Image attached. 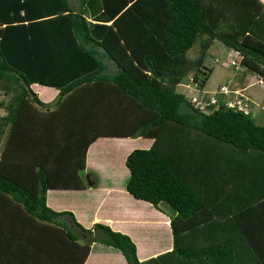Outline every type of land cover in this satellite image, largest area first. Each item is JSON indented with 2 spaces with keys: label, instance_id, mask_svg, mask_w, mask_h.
I'll return each instance as SVG.
<instances>
[{
  "label": "trees",
  "instance_id": "1",
  "mask_svg": "<svg viewBox=\"0 0 264 264\" xmlns=\"http://www.w3.org/2000/svg\"><path fill=\"white\" fill-rule=\"evenodd\" d=\"M74 1L75 7L68 0H0V92L6 97L0 100V207L9 210V201L27 222L42 229L53 225L46 239L38 240L44 247L35 251L47 264H82L91 242L117 248L126 264H264V119L257 124L250 113L220 105L196 112L175 90L188 73L202 88L211 70L204 60L214 40L238 51L241 65L264 82V5L258 0ZM194 44L196 54L189 57ZM105 60L116 72H105ZM32 83L56 88L54 101L41 102L28 89ZM197 135L257 156L234 162V175L207 176L231 161L214 160L211 152L196 159ZM135 136L152 143L127 153L125 190L175 211L169 219L171 249L143 261L126 234L102 223L85 229L69 212L45 205L49 188L82 187L76 172L93 140ZM58 156L79 160L69 169L62 160L60 174L48 173ZM232 176L241 189L234 196V219L246 216L243 229L234 220L241 235L186 247V232L196 226L204 231L215 217L197 191L199 178L229 185ZM61 215L72 225L58 222ZM228 216L230 211L220 219ZM17 222H12L16 231H24L25 224ZM7 232L1 228L0 239ZM81 232L89 238L80 240ZM18 237L8 235L2 252Z\"/></svg>",
  "mask_w": 264,
  "mask_h": 264
},
{
  "label": "crops",
  "instance_id": "2",
  "mask_svg": "<svg viewBox=\"0 0 264 264\" xmlns=\"http://www.w3.org/2000/svg\"><path fill=\"white\" fill-rule=\"evenodd\" d=\"M258 1L264 5V0ZM70 6L75 7L76 2H74V5L70 4ZM196 47V44L192 45L187 50V56L193 57L197 51ZM211 50L215 51L217 57H221V55L225 54L224 58L228 57L231 52V48L224 46L217 40L212 41L207 49V55ZM223 62L224 61H221V65L216 71L217 73L219 72V74L226 73V76L222 80L217 81L214 86H217L225 80L231 79L232 86L234 88H245L244 91L256 104L263 102L252 92L247 91L249 87L256 84L248 85V82H245L244 74H250V76L253 74L248 71L242 73L235 72L232 68L229 72L228 69L230 67L225 63L223 64ZM105 64L106 73L112 74L116 72V67L112 62L105 60ZM209 67L211 68L210 73L203 84V88L206 89L211 88L210 86L208 87V84L214 72L213 66ZM190 74L191 73H188L183 76L175 87H185L186 84H188L185 78L188 76L190 79ZM28 87L41 102L46 104H51L58 92L54 87L36 83L30 84ZM186 91L187 89L183 91L181 89V91L177 92L186 95ZM263 113L264 109H260L257 105H252L249 115L255 123L260 124L264 119V115H261ZM1 114H3V112L0 111V115ZM197 136V142H193V145L199 146V148L196 147L198 152L196 159L203 161L204 155L211 152L215 153L214 160L231 161L227 166L225 165L223 170H209L207 176H220L218 173L221 174L222 172V176L224 177L228 174L230 176L234 175V162L237 163L239 160H254L257 156L255 152H242L230 146L211 143V140L203 136ZM151 143L152 138L141 136L96 138L85 150L84 167L76 172L80 178L82 187L49 188L45 192V205L54 211L69 212L74 221L85 229H90L94 223H102L106 224L114 231L126 234L135 245V255L139 261L169 251L172 247L169 219L174 216L175 211L164 202H159L155 207L149 202L133 198L125 190V181L128 176V171L124 161L127 153L134 148H148ZM211 144H213V146ZM52 159V167L47 166V170H49L48 173L51 174L61 173L59 171V165H61L62 160L67 161V169L74 166L79 160L78 156H58ZM64 168L66 170V165H64ZM67 174L70 175L72 172H68ZM193 177L195 181H198L197 176L193 175ZM199 179L200 185L197 184V191H199L198 193L201 198L206 202L205 207L207 213L210 214L211 217H215L209 222L205 229H203L204 231L196 226L189 232H186L183 237V243L189 248L205 242L208 240L207 238L218 239L221 236L224 237L227 235L234 240V237L241 235L236 233V228L234 227V220L236 221L237 218L234 219V196L239 194L238 192L241 190L238 187H234V176L231 177L229 185H221L218 183V180L217 182H215V180L208 182L206 178L207 184H204L202 181L203 178ZM246 196L245 194H241L240 197ZM68 197H71L70 204L65 200ZM6 204L9 210H3V207H0V229L2 228V230L8 232L6 233L5 239H3L4 241L0 239V244L5 242L8 235L12 237L17 233L19 237L17 239L12 238L11 241L13 242L11 243V247H7L4 252L0 249V264L3 262H7L8 264H47L48 260L45 259L46 257L38 252L39 256L36 255L37 253L35 251H40L41 248L44 247L38 240L42 241L39 238L45 240L48 232L53 230V225H46V227L42 229L40 223L27 222V217L21 212H17L13 203L11 204L7 201ZM229 211L231 215L227 217L229 220H221L220 218L222 215ZM56 219L58 222L68 223L69 226L72 225L67 215H61ZM238 219L236 222H240L237 224L241 225L237 228L243 229V221L246 219V216L239 217ZM13 221L14 225H16L17 221H20V224H25V230L17 232L16 226L14 227L12 223ZM4 222H6L5 225H3ZM79 238L80 240L87 239L89 238V234L85 233L82 235L80 233ZM25 242H32L35 247L27 246L28 244H25ZM16 255H22V258L18 257V259H16ZM35 256L38 258L36 259ZM58 259L62 262V260H60L61 257ZM198 262L202 264L199 260L193 261L192 264H198ZM82 264H126V262L117 248L98 242H91L89 244L88 253Z\"/></svg>",
  "mask_w": 264,
  "mask_h": 264
},
{
  "label": "built area",
  "instance_id": "3",
  "mask_svg": "<svg viewBox=\"0 0 264 264\" xmlns=\"http://www.w3.org/2000/svg\"><path fill=\"white\" fill-rule=\"evenodd\" d=\"M241 57V54L233 49H231L230 56L228 55V66L235 72L241 69L247 71L245 66L240 63ZM251 76L252 80L248 85L256 83L264 86V82L259 76L256 74ZM244 89L234 88L232 86V80L228 79L219 83L212 92H206L202 88H197L194 95L185 98L190 103L191 108L195 109L196 112L208 113L220 105L223 109H233L241 111L243 114H248L250 113L252 100ZM259 104V107L264 109V101Z\"/></svg>",
  "mask_w": 264,
  "mask_h": 264
},
{
  "label": "rangeland",
  "instance_id": "4",
  "mask_svg": "<svg viewBox=\"0 0 264 264\" xmlns=\"http://www.w3.org/2000/svg\"><path fill=\"white\" fill-rule=\"evenodd\" d=\"M68 2L71 4V5H74V0H68ZM197 48V47H196ZM196 48H194V49H196ZM193 49V50H194ZM197 50V49H196ZM224 56H225V54H223V55H221V57H217L216 56V54H215V51L214 50H211V51H209L208 52V55H207V57L205 58V60H204V64H205V66L208 68L209 66H213V74H212V76H211V78H210V80H209V84H208V87L210 86L211 88L214 86V84L217 82V81H220V80H222L223 78H225V76H226V73H220L219 74V72L217 73V69H219V66L221 65V61H224L223 62V64L225 63L227 66H228V57H225L224 58ZM229 56H230V53H229ZM218 59V61H217V59ZM202 69V68H201ZM230 69L231 68H229L228 70H229V72H230ZM202 71H204V72H206V69H202ZM244 70L243 69H241V70H239L238 72L239 73H242ZM197 73H199V75H200V72H197ZM190 75H192V74H190ZM244 76H245V82H250L251 80H252V76H250V74H244ZM186 81H187V83L188 84H186V86L184 87V86H179V87H175V89L177 90V91H181V89H182V91L183 90H185V89H187V91H186V95L184 94V96L185 97H188V96H191V95H194L195 94V91H196V89H197V85H196V83H197V81H196V83H195V81L192 79V76H190V79H189V77L187 76L186 78ZM189 79V80H188ZM184 83V82H183ZM253 84H256V83H253ZM183 87H184V89H183ZM215 87L216 86H214L212 89L211 88H203V86H202V89L204 90V91H206V92H212V91H214V89H215ZM248 92H252L258 99H260L261 101H264V86H261V85H253V86H251V87H249V89L247 90ZM248 95V94H247ZM249 96V95H248ZM250 97V96H249ZM5 100L6 99V97H4L2 94H1V92H0V100ZM251 99V98H250ZM252 100V99H251ZM251 105H258V107H259V105L260 104H256L253 100H252V104ZM252 107V106H251ZM261 109V108H260ZM250 110H251V108H250ZM0 111L1 112H3V110L2 109H0ZM261 115H264V113L263 114H261ZM2 140H3V133L2 134H0V148H1V145H2ZM66 201H67V203H69L70 204V200H71V197H68L67 199H65ZM73 229L76 231V232H79L80 230H78L77 228H75V227H73ZM81 234L82 235H84V233H82L81 232ZM80 235V234H79Z\"/></svg>",
  "mask_w": 264,
  "mask_h": 264
},
{
  "label": "water",
  "instance_id": "5",
  "mask_svg": "<svg viewBox=\"0 0 264 264\" xmlns=\"http://www.w3.org/2000/svg\"><path fill=\"white\" fill-rule=\"evenodd\" d=\"M28 89H29V87H28ZM29 91H30V89H29ZM31 92V91H30ZM32 93V92H31Z\"/></svg>",
  "mask_w": 264,
  "mask_h": 264
},
{
  "label": "clouds",
  "instance_id": "6",
  "mask_svg": "<svg viewBox=\"0 0 264 264\" xmlns=\"http://www.w3.org/2000/svg\"><path fill=\"white\" fill-rule=\"evenodd\" d=\"M258 85V84H257Z\"/></svg>",
  "mask_w": 264,
  "mask_h": 264
}]
</instances>
